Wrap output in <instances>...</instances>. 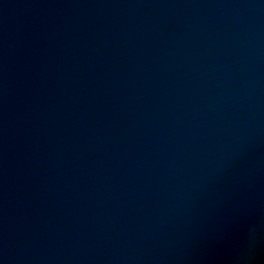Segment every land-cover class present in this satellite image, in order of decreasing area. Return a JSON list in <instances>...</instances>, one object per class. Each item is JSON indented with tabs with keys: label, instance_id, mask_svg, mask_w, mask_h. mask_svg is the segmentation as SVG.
<instances>
[{
	"label": "water",
	"instance_id": "obj_1",
	"mask_svg": "<svg viewBox=\"0 0 264 264\" xmlns=\"http://www.w3.org/2000/svg\"><path fill=\"white\" fill-rule=\"evenodd\" d=\"M0 264H264V0H0Z\"/></svg>",
	"mask_w": 264,
	"mask_h": 264
}]
</instances>
